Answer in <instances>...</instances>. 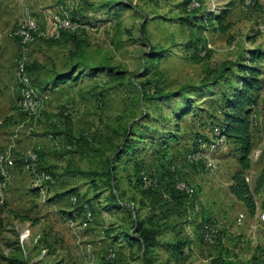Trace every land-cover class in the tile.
<instances>
[{"label":"rangeland","instance_id":"rangeland-1","mask_svg":"<svg viewBox=\"0 0 264 264\" xmlns=\"http://www.w3.org/2000/svg\"><path fill=\"white\" fill-rule=\"evenodd\" d=\"M194 1L0 0V264H264V0ZM29 19L35 114L8 35ZM239 64L259 69L252 210L229 189L240 165L220 133Z\"/></svg>","mask_w":264,"mask_h":264},{"label":"trees","instance_id":"trees-1","mask_svg":"<svg viewBox=\"0 0 264 264\" xmlns=\"http://www.w3.org/2000/svg\"><path fill=\"white\" fill-rule=\"evenodd\" d=\"M218 21L221 20V16L216 17ZM249 57V61H255L261 54L252 52ZM238 70L243 73L240 77V86L234 90L232 95L224 102L222 109L223 121L220 127L221 135H224L228 143L233 144L235 151L237 152V160L240 165V169L237 170L232 176V183L229 185V189L239 200L252 210L253 204L249 196V188L243 177V171L249 168V153L252 148V134H251V115L252 110L250 105L252 103L251 91L258 84L259 69L256 66L249 64H239ZM114 80L122 82L124 75L122 73L115 74ZM61 81L74 80L69 74L65 76H59ZM153 186L149 189L151 192ZM81 208H89V205L82 204ZM138 239L136 242L140 244L143 251H149L156 245L155 234L156 231L144 226L143 223L137 225Z\"/></svg>","mask_w":264,"mask_h":264},{"label":"built area","instance_id":"built-area-1","mask_svg":"<svg viewBox=\"0 0 264 264\" xmlns=\"http://www.w3.org/2000/svg\"><path fill=\"white\" fill-rule=\"evenodd\" d=\"M199 3L192 0L190 6L192 8L198 6ZM66 26H72L68 21L65 22ZM10 37H17L21 43V51L19 54V58L16 65V79L19 84V106L21 110L28 112L29 114H35L36 110L39 106V100L35 97L34 87L32 86L31 77L26 70V56H27V45L34 40V36L42 35V32L39 30L37 24L33 20H24L20 24H18L15 28L10 30L8 33ZM35 155H31L33 159ZM3 157L0 155V170L2 172L3 167ZM3 173V172H2ZM1 173V174H2ZM48 178V176H45ZM186 192H192V188L188 186H183ZM75 199V198H73ZM85 212L87 216H91V212L88 208L85 207ZM243 215L240 213L237 216L238 222H241ZM261 219L264 221V213L261 214ZM203 238L206 243L212 245L216 242V234L215 230L212 229L209 225L205 226V230L203 233Z\"/></svg>","mask_w":264,"mask_h":264}]
</instances>
